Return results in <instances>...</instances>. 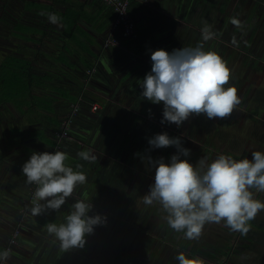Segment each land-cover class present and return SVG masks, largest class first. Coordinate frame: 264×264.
Instances as JSON below:
<instances>
[{
	"label": "clouds",
	"instance_id": "obj_1",
	"mask_svg": "<svg viewBox=\"0 0 264 264\" xmlns=\"http://www.w3.org/2000/svg\"><path fill=\"white\" fill-rule=\"evenodd\" d=\"M47 15L53 24H59L55 13ZM232 23L240 27L236 19ZM202 40L215 37L211 25L206 22L201 29ZM236 43L235 38L232 41ZM230 69L223 58L214 51H205L203 44L196 47H182L171 53L164 49L151 51V71L139 87L141 97L153 104H163L161 123H174L180 127L192 115H206L208 119L229 117L240 103L237 89L228 85ZM150 111V110H149ZM153 149L175 146L177 154L166 163L161 157L153 160L148 156L147 163L155 168L154 183L149 192L139 201L145 206L159 203L167 213V224L184 238L197 240L209 223L223 224L230 231L247 235L250 221L260 211L264 202L255 199L253 189L264 192V152L253 151L252 159H234L220 154L211 162L200 158L194 166L181 155L188 157L190 149L184 148L179 137H169L165 132L148 139ZM78 157L95 162L90 151H81ZM65 152H33L22 165V173L27 184H35L31 214L40 216L48 210L59 211L75 189L87 182L83 171H74L66 165ZM83 166L76 165L77 169ZM92 204L83 199L71 205L65 222L46 224L47 233L59 242V248L68 252L83 248L86 236L93 234L95 226L106 223L99 214L90 216ZM10 258L9 250L0 251V261ZM178 264H203L196 258H189L183 252L175 256Z\"/></svg>",
	"mask_w": 264,
	"mask_h": 264
},
{
	"label": "crops",
	"instance_id": "obj_2",
	"mask_svg": "<svg viewBox=\"0 0 264 264\" xmlns=\"http://www.w3.org/2000/svg\"><path fill=\"white\" fill-rule=\"evenodd\" d=\"M252 1L264 3V0ZM1 2L0 22L9 25L10 32L13 30L15 20L21 21L28 29H37L36 35L39 37L40 35H47L48 37L46 36L44 39L45 42L52 38L53 43H58L57 47H54L55 50H58L65 43L63 41L65 38H59V35H73L71 64L86 56L91 59V62H97L104 69L110 66L105 69L107 73L106 80L110 82V85L116 84L117 88L124 89L123 93L128 95L134 94V91H128L130 87L133 88L137 85L139 80H142L151 71V51L162 48L171 53L174 49L182 47H196L202 41L201 29L205 22L211 25L212 31L217 35V0H130L129 14L134 21V29L132 34L128 36L122 35L120 32H111L112 8L100 0H21V11H16L18 8L15 9L13 0H4L5 4H3V1ZM250 2L246 1L244 3L245 5H251ZM42 12L55 13L60 18V23H51L47 15H41ZM17 14L18 16H16ZM2 31L3 28H0V35H3L1 34ZM44 32L45 34H43ZM6 33H8V29L5 30ZM109 35H114L120 42L119 46L115 47L117 49H114L113 54L111 51L106 50L104 46V41ZM234 36L240 38V35H232V37ZM141 45L145 47L142 48ZM142 49H145V54L138 52ZM253 49H251L252 56L255 57L253 67L250 65L251 68H248V71L243 72L242 75L235 73V82H240L244 88H251L254 81L259 79L258 76L262 71L258 69L257 65L263 64L264 66V60L262 59L264 52L255 54L256 52ZM123 57L125 58L121 59ZM42 58L47 60L48 56L44 55ZM137 63L142 66L139 72L136 70ZM41 64L44 68L45 61L42 60ZM60 66L64 67L63 65ZM148 67H150L149 71H147ZM111 68L114 69L111 70ZM133 69L134 72L132 73ZM69 70L70 68L66 67L64 71ZM65 77H67V74ZM65 77V81L69 82L68 77ZM237 95L239 96V94ZM253 102L255 103V100H252ZM72 103L66 104L70 105ZM100 105V109H103V105ZM0 117H2V120L0 119V138L4 128L8 131L7 134L5 133V143L0 142L2 154V156L0 154V157L3 159L0 160V251L6 249L8 239L15 227L19 226V223H23V226L19 227L18 244L9 250L10 258L6 262L0 261L2 264H47L49 261H63L64 259L67 264H77L79 259L82 260L79 264H93L94 260L100 261L98 264H103V260L94 257L101 256V259H104L110 253H115V257L118 249L123 251V255L119 251L122 259L120 264H178V261L175 260L177 255L175 250L179 251L180 249L186 250L185 255L189 258L198 257L203 261V264H217V261L213 263V257L220 253L221 249L213 239L220 237L222 234L217 232V237L213 236L212 239L206 241V237H204L205 233L212 228L216 230V223L206 224L201 235L203 240L200 237L194 242L185 238L176 239L177 232H172L173 229L170 228V237L163 238L162 242L155 238L153 244L146 245V249L140 252L138 250L137 253L133 250L128 252L124 248L127 242L118 244L115 248H111L112 250L106 251L103 246L100 248L99 245H93L91 235L86 236V244L82 249L62 251L59 248V242L47 233L46 224L55 222L59 225L65 222V217L69 214L71 205L78 199H83L85 202L92 204L93 207L88 213L90 216H94L95 211L97 213L103 212L106 208L94 206L90 194L91 190L88 193V188L85 187L87 189L85 190L80 186L82 190H75L73 197L68 198L59 211L48 210L44 214L34 217L30 212L33 201L28 197L32 184H27L26 179L21 177L17 171L18 168H22L19 161L23 160L20 157L27 154V147H20L18 152H15L18 160L14 163L18 166L11 163V160H6L8 154L3 153L9 148L8 143L11 136L7 122L9 117L7 113L0 114ZM47 133L49 137H53L50 131H47ZM42 142L50 147L45 141ZM90 145L94 146L93 143ZM109 146L111 147L112 144L110 143ZM53 148L51 147V149ZM22 149H24V152H22ZM41 149L40 152H45ZM259 151L264 152V147ZM248 153L250 159H252L251 150H248ZM102 192L100 193L102 194ZM253 193L254 198L259 200L260 192L255 191ZM261 201L264 202V199ZM46 215L50 218H45ZM259 215L263 216L264 211H260L256 217ZM156 218V223H159V217ZM210 224H212V227H210ZM155 234L156 232L152 236L157 237ZM231 235L234 237L233 239L229 238L231 240L229 243L226 241L219 242L220 244H229L230 247L229 253L223 257V261L225 262L232 254L238 259L237 264H248L240 258L243 257L244 252H249L248 250L252 246V235H241L239 232L233 231ZM181 237H184V234ZM32 240L36 241V244H32ZM139 243L141 244L142 241ZM140 244L135 248L139 249ZM141 247H143L142 244ZM84 248V254L77 255ZM97 248H100V250L96 252ZM30 249L33 252L28 255L27 250ZM46 253L49 258L53 257V260L41 262L40 259ZM67 255L68 258H66Z\"/></svg>",
	"mask_w": 264,
	"mask_h": 264
},
{
	"label": "flooded vegetation",
	"instance_id": "obj_3",
	"mask_svg": "<svg viewBox=\"0 0 264 264\" xmlns=\"http://www.w3.org/2000/svg\"><path fill=\"white\" fill-rule=\"evenodd\" d=\"M246 5L250 6L249 4ZM244 6L245 5L239 3L235 7H232V0H217V35H215V37L209 41L205 42L202 40L200 44H203V48L205 51L216 52L226 62L227 67L230 69V79L228 85L234 86L237 89V94H240V91L244 90L245 94L250 91L251 94L248 99L250 104L253 106V109L249 108V112H246V114L249 113L250 115H246L249 118L244 117V120H248L253 118L257 119V117H255L254 115L257 116L264 112V107L260 105V101L264 103V66L263 64L257 65L258 69L262 71V73H260V75L258 76L259 79H256L254 81V84L251 88H244L243 85L240 84V82H235V73H240L242 75L243 72L245 73L246 71H248V68H251V66L253 67L252 64H254L253 60L255 57L252 56L251 49L254 48L253 50L254 52H256L255 54L264 52V10H262L263 7H261V9H257L256 7L255 9H250L249 11L251 12L248 11L245 13ZM258 7L260 6L258 5ZM16 16H18V14ZM233 19L238 20L241 26L237 27L236 25H234L232 23ZM2 25L3 24H0V28H3ZM232 35H240V38L236 36L232 37ZM233 38H235V44L232 42ZM252 100H255V103H252ZM110 109L111 106H107L100 110L99 113H96L94 111V116H91V118L88 119L89 121L88 124H86V130H84V134L86 133L85 136H87V138L85 137L86 140H76L77 142H73L75 138L71 133L70 125L69 138L60 140L59 144L61 146H58V148L57 146H55L49 152H55L57 148L58 151L65 152L71 160H77V154L79 152L90 151L97 158L95 162L88 163V166L92 168V170H89L90 175L93 173L96 174L94 177L90 176L89 178L90 184L92 183V186H90V190L92 191V189H95L96 186H98L96 193H94L91 198L94 206L97 205L106 208L103 212H94V215L99 214L101 217L106 218V223L95 226L94 232L93 234H91V242L93 243V245H99L100 248L101 246H103V249L106 251H109V249L112 250L111 248H115V246H117L118 244L127 242L124 248H126L129 252V250L135 245L138 237L140 235L142 236V233L148 235V237L146 236L145 239L142 240L141 244L143 246H146L145 244H153L155 238H157L153 237L152 234L155 233L153 226L154 224H157L156 217H158V203L154 202L152 206H145L142 202L139 201L143 198V196L146 195L144 191L149 190V186L153 184L154 181H150L148 183L147 175H145L144 177H139L137 174L139 168L142 169L144 165L148 164L146 159L148 155L144 154L143 151L146 149V147L148 148L150 146L147 140L151 137V135H147L144 140L140 139V134L143 133L140 131V121L139 127L136 126L138 122L135 121V118H133L129 123L130 126L137 127L132 129V131H138L139 134L135 136V141L124 139L123 136L122 140L123 142L130 143L124 148V150L126 149L127 156L130 155V157L126 159H128V161H132L134 159L135 163L137 164L131 162L134 164L132 165V167H122L120 172L118 173L124 174L123 184H121V188L114 187L113 184L115 183L116 176L112 177L110 174L108 177H106V179L102 177V175L104 174L108 175L109 171L107 170L108 162L105 160V155L103 153L105 149L110 147V143L116 137L115 136L112 139L111 137H109L111 130L113 131V134H116L113 125L115 121H113L112 123L109 122V124H112V126L109 127V124L107 123L108 121L106 116ZM160 113L163 114V111ZM194 116L197 115H193V118ZM199 117L200 115L196 118L197 123L199 122ZM8 121L9 120H7V122ZM18 123L19 122H17V124ZM103 124L107 125V128L104 127ZM239 129H242V126H240ZM132 131L131 128H128L127 133L129 132L130 135V132ZM7 132L8 131H6V128H4L1 133L0 142L5 143L4 138L5 133L7 134ZM87 139H89V142L93 143L94 146H91L87 142ZM28 143L38 151L42 148V146H40L37 142L33 143V141H31ZM77 143L79 145H77ZM113 145L115 144L112 142V146ZM9 147H11V145H9ZM127 147L131 149H127ZM167 151H170L169 147ZM7 152L11 154V149L7 148V150H5L3 154H6ZM166 152H164L163 154L164 157L168 159L166 156ZM121 156L124 157L125 153H122ZM15 157L16 155L10 158L6 157V160H11V163H13L18 160ZM215 157H217V155ZM246 158L250 159L249 153L247 154ZM140 162L144 163L143 166H141ZM96 166L100 168L98 171H96ZM120 167L121 166H119V168ZM146 168L147 167H144L145 171H151L147 170ZM95 180L97 181L96 184ZM101 184L102 186H104V188L112 187L113 191H105L103 188L102 194L99 193ZM110 197L112 198L110 199ZM145 218L148 219L144 221L143 219ZM143 223L149 224L150 230H148V232L150 233L143 230V228L141 227L143 226ZM166 229H170L168 224ZM18 237L17 243L13 247L18 244ZM139 242H137L134 247L139 245ZM32 244H36V241L32 240ZM119 251L120 250L118 249L116 254L120 255L121 252V255H123V251ZM32 252V249L27 250L28 255H30V253L32 254ZM77 255H80V253H77Z\"/></svg>",
	"mask_w": 264,
	"mask_h": 264
},
{
	"label": "trees",
	"instance_id": "obj_4",
	"mask_svg": "<svg viewBox=\"0 0 264 264\" xmlns=\"http://www.w3.org/2000/svg\"><path fill=\"white\" fill-rule=\"evenodd\" d=\"M28 5V4H27ZM27 7V6H26ZM113 12V11H112ZM22 26L23 30H16L15 27ZM7 30V28H6ZM9 31V29H8ZM13 32L16 37H20L21 35L24 37L30 38L29 41H18V43H15L16 47L11 48L10 45L6 44H0V112L7 113L9 120H13V111H10V107L13 108L15 111L19 113V115L22 117V122L15 123L17 126L14 127L15 131L11 130V136L9 143L17 144V143H26L34 141V140H42L48 143L49 146L52 148L54 146H61L59 143L60 141H56L55 135L53 137H49V134L47 133V130H54L57 131L61 125V122L57 116L58 112L60 111V102L63 104L73 102L79 104V111L77 112L76 117L73 118V122L71 123V133L73 137L75 138L73 142H77L76 140H83L85 137L87 138L86 133L84 134V130H86V124H88V119L91 118V116H94V113H99L100 110L98 109L95 112L90 110V104L93 101H101L100 104L103 105V107L108 106V102L103 97H100L96 95L92 90L100 89L103 92H105V89L111 88L112 85H110V82L106 80L107 73L105 72V69L102 68L97 62H91V59H88L86 56L79 58V61H76V63L71 64V52H72V39L73 35H59V38H65L63 41L65 42L58 50H55L52 48V51L48 50V47H43L42 42H45L44 38H46L47 35H40V37L37 34V29H28L27 26H25L21 21L15 20V23L13 25ZM1 34H5V31H2ZM45 34V32L43 33ZM3 35H0V38L3 37ZM30 35V36H29ZM38 37V38H37ZM48 37V36H47ZM62 38V39H63ZM19 39V38H17ZM5 41V40H3ZM2 41V42H3ZM30 42V43H29ZM14 43V42H13ZM6 45V46H5ZM22 46L25 48L22 49ZM119 45H108L106 46V50L111 51L112 54L115 51L114 49H117ZM114 47V48H113ZM141 47H145L144 45H141ZM147 50V49H146ZM48 51L49 53H47ZM56 53V59L59 61L60 65L64 66V69L66 67H69L70 70L65 72L67 74V77L69 79V82L64 81V76L61 75V73H58L59 77L54 78V74L50 69H47L48 66L52 65V62L49 60V55L51 53ZM142 53L141 51H138ZM145 49H143V53L145 54ZM63 55H61V54ZM90 55V53H88ZM44 55L48 56V59L45 62L44 68L42 67V70H39L36 68V64L39 61L40 58H42ZM125 57L121 58L124 59ZM59 65V66H60ZM95 65V71L88 76L86 74V70L90 69L92 66ZM150 65V64H149ZM45 70V71H44ZM61 70V69H60ZM150 70V67L147 68V71ZM59 71V70H58ZM52 75H51V73ZM134 72V69L132 70V73ZM109 75V74H108ZM65 77V78H67ZM56 80V81H55ZM48 81H51L52 83L49 86V89L51 88H59L56 91V97L50 96L49 98H46L43 100L42 98V91L44 89V86L48 84ZM60 83L61 85H59ZM63 88H62V87ZM64 88H67L68 91H66ZM132 88V87H130ZM132 89H135L133 87ZM50 91V90H49ZM55 99V101H54ZM53 102L54 108H52V112L49 110L50 107L49 103ZM9 106V107H8ZM47 111H50L53 116H50ZM112 111V108L109 110L107 114V123L114 122V131L119 135V138L122 139V136L124 139H128L129 141H135V136L138 133V131H132L129 135L128 133H125L128 128L129 123L132 121L135 117H130V119H126L128 122L127 124L120 122L119 118L113 117L112 114L109 116V113ZM27 118H25L26 116ZM112 117V118H111ZM135 121L138 122L136 126H139V119H135ZM9 122V121H8ZM36 123H40V126L38 131H21V128L26 127H32L35 126ZM141 123V122H140ZM150 124V129H153L152 123L148 122ZM104 127L107 128V125L103 124ZM109 126H112V124H109ZM136 126H130L129 128H137ZM70 129V128H69ZM125 129V130H124ZM126 134V135H125ZM142 136V134H140ZM140 136V139H145V136ZM17 138L19 139V142L17 141ZM86 140V139H85ZM148 141V140H147ZM87 142H89V139H87ZM22 144V145H26ZM115 144V143H114ZM18 146L24 147V146ZM77 145H79L77 143ZM117 145V144H115ZM27 147V154L26 156H22L20 158H23V160L19 161L20 165L22 166L31 156L33 152L42 153L38 150H35L31 145H26ZM25 147V148H26ZM32 147V148H31ZM56 148V151L58 149ZM174 155L171 151L166 152V156L169 159L171 156ZM79 157L77 160H66V165L73 168L74 171H83L85 174L89 172V170H92L90 166H88V161H80ZM80 161V162H79ZM80 164L83 167L81 169H77L76 165ZM94 168V166H93ZM18 173L21 177H26L22 173V168H18ZM95 174V173H94ZM94 174H89L90 176H94ZM113 177V174H111ZM123 173H116L115 177V183L113 184L116 188H121V184H123ZM24 179V180H25ZM107 181V180H106ZM90 184V179L87 178V182ZM105 185V183H104ZM89 186V185H88ZM90 187V186H89ZM104 186H100L99 193L103 191ZM102 190V191H101ZM105 191H113L112 187L110 188H104ZM264 199V192H260L259 200L261 201ZM250 231L247 233L249 235H252V246L249 252H244L243 257L240 258L244 262H248V264H264V215H259L258 217H255L254 220L250 221ZM253 230V231H252ZM174 232V230H172ZM182 233H178V235L175 236L176 239H182L184 237H181ZM139 238V237H138ZM202 239V237H201ZM227 238L223 235L215 239V242L217 243V246H219V249H221L220 253L215 255L213 258V263L217 261V263H223L224 261H221L224 256H226L229 253L230 247L229 244H220L219 242L225 241ZM203 240V239H202ZM140 241V240H139ZM201 241V240H200ZM228 241V240H226ZM138 242V239L136 243ZM135 243V245H136ZM197 243V242H196ZM202 243V242H198ZM219 243V245H218ZM134 245V246H135ZM133 246V247H134ZM132 248L129 250L131 252ZM85 248L81 250L80 254H84ZM218 252V251H217ZM244 256V254H246ZM115 254V253H114ZM117 256V254H116ZM113 257V256H112ZM50 262V261H49ZM238 259L234 257V255L231 254V256L223 263V264H237ZM54 264H63L62 261H54Z\"/></svg>",
	"mask_w": 264,
	"mask_h": 264
},
{
	"label": "rangeland",
	"instance_id": "obj_5",
	"mask_svg": "<svg viewBox=\"0 0 264 264\" xmlns=\"http://www.w3.org/2000/svg\"><path fill=\"white\" fill-rule=\"evenodd\" d=\"M1 1H3V4H5L4 0H0V5L2 4ZM246 1L247 2L251 1L250 2L251 5L250 6L245 5L244 2H246ZM13 3L15 5V9H16V7L18 8V9H16V11H21V9H22L21 0H13ZM239 3L242 5H245L244 6L245 13L248 12L250 9H255L256 7H257V9H261V7H263L262 10H264V3L262 4L261 2H253L252 0H232V7L233 6L235 7ZM258 5L260 7H258ZM249 12H251V11H249ZM241 16H243V15H241ZM0 24H3L2 25L3 31H5L6 28L9 29V25H5L4 22H0ZM15 29L16 30H23L22 26L15 27ZM14 34H16V33L13 31H11V32L8 31V33L4 34L3 37L0 38V44H3V45L6 44L7 46L10 45V47L13 48V47H16L15 43L16 42L18 43V41L23 42L24 40L26 41L27 39H28L27 41L30 40V38H28V37H26L24 39V37L22 35L20 37H18V36L16 37ZM17 38H19V39H17ZM3 40H5V41H3ZM42 44H43L44 48L48 47V50L51 49L50 51H52V48L57 47V45H58V43H53L52 38L46 42H42ZM119 44H120V42H119ZM121 45H122V43H121ZM24 48L25 47L22 46V49H24ZM140 51L143 52V49ZM46 52L49 53L48 51H46ZM56 53L57 52H54V53H51L49 55V60H50V62H52V65L48 66V68H47L53 72L54 78L59 77L58 73H61L62 76H64L66 74V73H64V72H66V71H64L65 70L64 67L59 66L60 64H59V61L56 59ZM57 55H58V53H57ZM61 55H63V54H61ZM263 57H262V59L264 60ZM42 60L46 62V59L40 58L39 61L37 62V64L35 65L36 68H38L39 70H42V64H41ZM140 65H141L140 63H137V67H136L137 72H139V70L142 67ZM108 67H110V66L105 67V69H107ZM112 69H114V68H111V70ZM51 75H52V73H51ZM64 81H65V79H64ZM51 83H52L51 81H48V84L44 86V89L42 91V95H43L42 99L43 100H45L46 98H49L51 95L56 97L55 94L59 88L49 89V86ZM58 84L61 85L60 83H58ZM116 86H117L116 84H113L111 88L105 89V92H103L99 88L98 89L93 88V90H92L96 95L103 97L105 99L104 102H106V100H107V102L109 103L108 106H111V108H112V111L109 113V115L112 114L113 117L119 118V121L123 122L125 124H127L126 122H128L126 119H130V117H135V119H139V121L141 122L140 123V127H141L140 131L143 132L142 136L151 135V137H153L156 134H163L166 132L169 135V137H179L181 140L182 146L184 148L190 149V155L188 157H184L181 155V159H187L194 166L197 164V162L200 158H207V161L211 162L212 160H214L216 158L215 157L216 155L218 156L220 154H225V155H230L234 159L239 160V159H243V158L247 157L248 150L249 151L251 150V152L259 151L262 147H264V112L257 115V116L254 115L255 117H257V119L251 117L253 119L244 120V117L249 118L248 116H246L249 114V113L246 114V112H249L248 109L249 108L253 109V106L250 104L249 99H248L250 94H251L250 91L247 94H245V90L240 91V94L238 96L240 99V103L235 107L232 114L227 118H224V119L217 118V119H212V121H211L206 117V115H200L199 122L197 123L196 118L198 116H194V118H193V115H192L180 127H177V125L174 123H166V122L163 124L161 123V120L163 119V114H161L160 112L163 111V104L162 103L161 104H153L150 101H148L147 99L142 98L141 97L142 89L139 87L138 84L133 86V87H135V89L130 88L128 90V91L131 90V92L134 91L133 95H128L126 93L128 96L125 93H123L124 89L117 88ZM228 86L229 85H227L226 87H228ZM64 89L66 91H68L67 88H64ZM54 101H55V99H54ZM54 101L53 102L51 101L49 103L48 107H50V109H49L50 111L52 110V108H54V106H53ZM95 102L100 104L101 101H95ZM60 103H61L59 106L60 112H59V114H57V116L61 122L64 119V117L67 115V113L70 112L69 109H70L71 104L68 105V104H63L62 102H60ZM260 104H261V106L264 107V103L262 101H260ZM10 111H13V114H14L13 120H11L12 119L11 118L9 120V123H8V130L11 132V130L15 131L14 127L17 126L15 123L19 122V125H20V121L22 122L21 119L23 116L22 115L20 116L19 113L11 107H10ZM50 111H47L48 114L50 116H53L52 113H50ZM0 114L3 115L2 112H0ZM74 117H76V115H74ZM25 118H27V116ZM0 119L2 120V117H0ZM147 121L152 123L153 129H150V124L147 123ZM40 126H42V125H40V123H36L35 126H32V127H29V128L26 127L23 129L21 128V131H26V132L38 131ZM240 126H242V129H239ZM59 130H60V128L57 131H54V130H47V131H50V134H52L54 136L55 133L58 132ZM109 131H110V128H109ZM109 137H111V139L115 137L112 140V142L117 144V145H113L111 147H108L107 149H105V151L103 153L105 155V160L108 162L107 170H109L108 175L107 174L102 175V177L105 179L110 174H114L113 177L116 176V173L120 172L122 167H132V165L137 164V163H135L134 159L132 161H128V159H126V158H129L130 155L127 156L126 149L124 150V148L126 146H128L130 143L123 142V140L119 138V135L117 133L113 134L112 130L110 131ZM17 141L19 142L18 138H17ZM27 142H29V141H27ZM35 142H37L42 147L44 146L42 148V150L47 151V152H49L51 150V146L48 147L42 141L34 140L33 143H35ZM112 142H111V144H112ZM22 144H26V143H17L15 145L12 144L11 147H9L11 149L12 155L8 154L7 157H13L15 155V152L17 153L19 150L18 146H21ZM9 145L10 144L8 143V146ZM22 146L26 147V145H22ZM127 149H131V148L127 147ZM167 149H168V147L167 148L153 149V148H151V146H149L148 148L146 147V149L143 151V153L150 156L153 160H157V159L163 157L165 162L168 163L169 159H166L164 157V154H163L164 152L167 151ZM169 149L173 154H177V149L175 146H170ZM22 152H24V149H22ZM122 153H125L124 157H122L123 155L121 156ZM17 157H15V158H17ZM68 159L71 161V159L69 157H68ZM0 160H3L2 157H0ZM131 162H133L134 164ZM140 164H141V166H143L144 163L140 162ZM14 165H17V164L14 163ZM119 166H121V167L119 168ZM144 167H147L146 169L151 170V171L150 172L145 171ZM99 169L100 168L96 166V171H98ZM140 169L141 168H139V170L137 172L139 177L140 176L144 177L145 175H147L148 183L150 181H154L155 168L151 167L149 164H146L143 166V168L141 170ZM89 174H90L89 172L86 174L87 178H90ZM95 175L96 174H94V176ZM96 183H97V181L95 180V184ZM88 185L92 186V183L91 184L86 183V184L80 185V186L82 187V189H85V187L88 188V193H89L90 187ZM80 186H78L75 190H77V191L82 190L80 188ZM97 187L98 186H96L95 189H92V191L90 193L92 196L94 195V193H96ZM85 190H87V189H85ZM252 191L255 192L256 190L253 189ZM144 192L147 194L149 192V190H145ZM111 198L112 197H110V199ZM157 207H158L159 223L154 224L153 227H154V230L156 232L155 235L157 236L158 241L162 242V239L164 237L165 238L170 237V232H169V229H166L167 228V219H166L167 213L163 210L162 206L159 205V203H158ZM147 217H148V213H147ZM45 218H50V217L46 215ZM146 219H148V218H145L143 220L146 221ZM142 225L143 226H141V227L146 232H148V230H150L149 224L143 223ZM210 227H212V224H210ZM151 228H152V226H151ZM217 232H219L223 236H225L227 238L226 240H228V241H226V240L225 241L228 243L231 241V240H229V238L233 239V237H234L231 235L232 231H230L229 228H227L223 224V222H221L220 224H217L216 230H214V228H212L211 230H209L205 233V235H204V237H206L205 241L207 239H212L213 236L217 237V235H216ZM178 233H180V232H177V235H178ZM182 235H183V233H182ZM146 236L148 237V235L142 233V236L140 235L138 238V242H139V240L142 241L143 239H145ZM215 239L216 238H214L213 240H215ZM217 240H218V237H217ZM193 242H194V240H193ZM221 242H224V241H221ZM145 245H149V244H145ZM144 249H146L145 246L140 247L139 249L132 247V250L135 251L136 253L138 252V250L140 252V251H143ZM98 250H100V248L99 249L97 248L96 252ZM175 251L177 254L180 252H183L184 254L187 253V251L184 249L183 250L180 249L179 251L175 250ZM188 252H189V250H188ZM114 255L115 254L111 255V253H110L106 257H104V259H101V256H95L94 258L95 259L97 257L100 258L99 260H103V264H118V262L120 264V261L122 260L121 256L117 255L114 257ZM68 257L69 256L67 255L66 258H68ZM44 260L45 261L53 260V257L49 258L47 253H46L44 255V257H42L40 259L41 262ZM64 260L62 261L63 264H67ZM223 260H224V258H222L221 261H223ZM81 261L82 260L79 259L77 264H79V262H81ZM98 262H100V261L94 260L93 264H98ZM47 264H54V261H51ZM217 264H221V263H217Z\"/></svg>",
	"mask_w": 264,
	"mask_h": 264
},
{
	"label": "built area",
	"instance_id": "obj_6",
	"mask_svg": "<svg viewBox=\"0 0 264 264\" xmlns=\"http://www.w3.org/2000/svg\"><path fill=\"white\" fill-rule=\"evenodd\" d=\"M107 6L112 8L113 11V18H112V27L111 32H120L122 35L128 36L131 35L134 29V21L132 17L129 14V5L130 0H100ZM119 42L116 39L114 35H109L105 41L104 46L108 45H118ZM95 71V65L92 66L90 69L86 70V74L90 76ZM79 104L78 103H72L70 106V109L67 113V115L64 117V119L61 121L60 130L55 133V137L58 141L62 139L69 138V128L73 121L74 115L77 114L79 111ZM100 108V104L93 101L90 104V110L96 111ZM36 185L32 184L31 188L29 190V199L33 201V195L35 191ZM20 226H23L22 222L19 223V226L17 225L15 229L12 232L11 237L8 239V243L6 245V249L10 250L12 247L17 243V237L20 232ZM2 264V262H0Z\"/></svg>",
	"mask_w": 264,
	"mask_h": 264
}]
</instances>
